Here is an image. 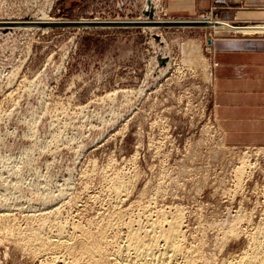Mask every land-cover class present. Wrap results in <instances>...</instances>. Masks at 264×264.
Masks as SVG:
<instances>
[{"label": "rangeland", "instance_id": "1", "mask_svg": "<svg viewBox=\"0 0 264 264\" xmlns=\"http://www.w3.org/2000/svg\"><path fill=\"white\" fill-rule=\"evenodd\" d=\"M147 1L155 22L258 24L207 12L172 17L162 0H0V22L139 23L149 19ZM206 27L0 26V264H35L6 227L25 232L29 218L48 213L102 223L114 185L125 181L133 184H124L125 221L136 227L180 212L187 243L209 260L239 255L264 227V145L224 142L207 46L219 37ZM234 217L242 229L226 235L220 225Z\"/></svg>", "mask_w": 264, "mask_h": 264}, {"label": "bare ground", "instance_id": "2", "mask_svg": "<svg viewBox=\"0 0 264 264\" xmlns=\"http://www.w3.org/2000/svg\"><path fill=\"white\" fill-rule=\"evenodd\" d=\"M149 2L151 3L152 5L151 7L154 10L153 3L151 1H147V5L149 9L151 8ZM149 9H146L145 11H149ZM146 20H147L146 18H142L140 20H134V21H140L143 23V22H147ZM149 21L150 19H148V22ZM5 22H9V23H5ZM5 22H0V23L10 24V23H16L17 21H5ZM34 22L54 23V22H59V20H55L52 18L50 19L44 16L42 18L35 19ZM156 22H165V21L159 19L156 20ZM170 22H186V23L188 22V23L207 24L206 27L207 30L211 29L217 37H224L231 34L264 35V23L236 26L221 22L220 23L214 22L210 18H207V20H202V21L171 20ZM242 164H243L242 167L237 169L238 173L235 176L237 179V183H235L237 188L240 187V183H241L240 176L241 174H243L245 162H243ZM122 180H119V182ZM115 181L113 182L115 183ZM125 183H118V184L116 183L117 185H114V191L112 189L114 193V201L113 202L111 201L110 203L113 212L109 213L108 217H106L102 223L100 222L96 225L93 223H89L88 226H83L80 224L72 223L73 222L72 220L69 224V222L67 223V221L66 222L59 221L58 220L59 215L55 216L54 213L51 216L49 215L50 213H48L43 216H40L41 215L40 214L39 215L40 217L37 216L36 218H29L31 219L29 221L27 219L28 226L26 227V229L24 228L26 230L25 232L24 230L21 231L22 228L18 230L17 227L16 229L7 228L6 226L5 227L6 229H9L8 232L11 238L13 237L15 239V245H17L24 252L26 251L33 258L35 264H264V256L261 253L262 250H264V231H263L264 227L259 226L260 224L257 227L261 230H258L255 234L249 236L247 240L248 241L247 245L242 251H240L239 255H237L238 254L237 253L235 254L237 256L231 254V256L227 258L222 257L223 259L219 260V262H216L217 258L214 259L212 257L215 260V262H211L212 260L211 257H210L211 260L207 259V256L203 254L204 252L201 251L200 249L201 247H199L198 244L197 246H194V244L192 245L189 242L187 243L186 234L183 231L185 226L183 225L182 217H181L182 214L180 212L176 211L177 213L174 216H172V218L170 219H166L167 217L163 219L158 218L157 221L156 220L155 221L150 220V222L145 221L146 222L145 225H143L144 222H142L143 224L141 225L138 224V226L134 227L129 222L125 221L124 217L127 214L129 215L127 208L125 209L123 207L122 209V204L123 206H125L124 201L127 199L129 194L127 193V188L124 185ZM130 183L131 182H128L126 184L128 185ZM109 189L110 188L108 189L106 188V190ZM61 205L64 206V204ZM43 213L44 211L42 212V214ZM73 215L74 214H72V216ZM4 216L5 215H2L3 221H7V223H9L8 222L9 218L10 217L12 218V216L10 217L9 215L5 217ZM243 221H244L243 219H237L236 217H234V219L232 218L231 221L229 220L227 221L228 224H225L226 222L224 223L222 222V225L220 226L227 230V232H225L226 235L227 234L233 235L237 233L236 229H240V227L243 226V225L240 226V224L243 223ZM6 224L4 222V225ZM225 238L227 237L225 236L222 239L226 240Z\"/></svg>", "mask_w": 264, "mask_h": 264}, {"label": "crops", "instance_id": "3", "mask_svg": "<svg viewBox=\"0 0 264 264\" xmlns=\"http://www.w3.org/2000/svg\"><path fill=\"white\" fill-rule=\"evenodd\" d=\"M172 17L199 13L220 21L264 23V0H162ZM207 39L215 114L225 143L264 145V37Z\"/></svg>", "mask_w": 264, "mask_h": 264}, {"label": "water", "instance_id": "4", "mask_svg": "<svg viewBox=\"0 0 264 264\" xmlns=\"http://www.w3.org/2000/svg\"><path fill=\"white\" fill-rule=\"evenodd\" d=\"M150 7L152 6L149 2ZM144 14L147 15L150 19L148 22H139V23H117V22H54V23H36V22H16V23H10V24H3L0 23V26H8V27H35V28H49V27H73V26H81V27H129V26H149V25H155L158 27H184V26H207L206 24H200V23H186V22H155L152 21L153 19V8L151 7L149 11H144ZM160 64L163 66L165 65L166 60L160 58L159 59Z\"/></svg>", "mask_w": 264, "mask_h": 264}, {"label": "built area", "instance_id": "5", "mask_svg": "<svg viewBox=\"0 0 264 264\" xmlns=\"http://www.w3.org/2000/svg\"><path fill=\"white\" fill-rule=\"evenodd\" d=\"M208 15V14H207ZM211 16H208V17H212V14H210Z\"/></svg>", "mask_w": 264, "mask_h": 264}]
</instances>
